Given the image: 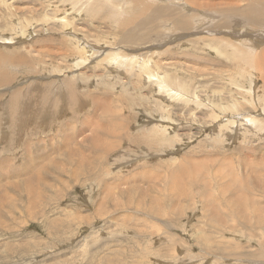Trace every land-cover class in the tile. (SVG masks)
Returning a JSON list of instances; mask_svg holds the SVG:
<instances>
[{
    "label": "rangeland",
    "instance_id": "rangeland-1",
    "mask_svg": "<svg viewBox=\"0 0 264 264\" xmlns=\"http://www.w3.org/2000/svg\"><path fill=\"white\" fill-rule=\"evenodd\" d=\"M0 264H264V0H0Z\"/></svg>",
    "mask_w": 264,
    "mask_h": 264
},
{
    "label": "bare ground",
    "instance_id": "bare-ground-1",
    "mask_svg": "<svg viewBox=\"0 0 264 264\" xmlns=\"http://www.w3.org/2000/svg\"><path fill=\"white\" fill-rule=\"evenodd\" d=\"M141 4H143V0H138ZM121 3V2H120ZM194 3H196V2H194ZM118 5V3L115 5V6H117ZM122 14V13H121ZM125 17V16H124ZM123 18V17H122ZM127 23V22H126ZM121 26L123 25V24H120ZM127 25H130V23H127ZM120 26V27H121ZM125 27V26H124ZM126 28V27H125ZM155 49V48H154ZM252 50V49H251ZM151 51V50H150ZM154 51V50H153ZM254 52V51H253ZM153 57H155V56H153ZM152 59L153 58H147V59H144L143 60V63L141 64V65H143L142 66V70H143V72H145L144 74L146 75V76H148V77H151V76H153L152 74H151V72H152V70L149 68V64L151 63V61H152ZM155 59V58H154ZM114 63V62H113ZM112 63V64H113ZM117 64H121L122 65V62L121 61H118V62H116ZM116 65V64H115ZM141 70V69H140ZM163 80H165V79H163ZM164 82V87H161V90H163L164 88H167V87H169V83H168V81H163ZM175 82V81H174ZM177 84V83H176ZM178 84H179V82H178ZM177 84V85H178ZM176 85V86H177ZM166 91V93H167V90H165ZM164 91V92H165ZM178 92H179V90H178ZM180 93H181V95L180 96H187V97H189L188 96V94H186V92H184L183 90H180ZM170 95V94H169ZM168 95V96H169ZM157 104V103H156ZM236 107V106H235ZM232 111H233V109H231ZM59 111V110H58ZM225 111V110H224ZM229 111V110H228ZM225 112H227V110L225 111ZM235 112V111H234ZM233 112V113H234ZM237 112V111H236ZM223 113V112H222ZM238 113V112H237ZM221 114V113H220ZM218 115V114H217ZM220 116V115H219ZM219 116H217V117H219ZM230 121V120H229ZM233 121V120H232ZM233 123H235V121L234 122H232V123H229V124H233ZM236 124V123H235ZM155 126H163V125H155ZM233 126V125H232ZM143 127V126H142ZM157 129H159V127H156ZM165 128V127H164ZM166 129V128H165ZM165 129H163V128H161L160 130H161V132H164L165 134H168V132H167V130H165ZM163 136V135H162ZM62 137V136H61ZM233 138V137H232ZM61 139H63V138H61ZM71 139V138H70ZM69 139V141H71ZM68 142V141H67ZM55 144V143H54ZM80 150V149H79ZM65 151V150H64ZM84 152V151H83ZM75 153V152H74ZM79 153V152H78ZM82 154V153H81ZM80 154V155H81ZM90 158V157H89ZM94 158V157H93ZM83 160V159H82ZM31 163V162H30ZM83 164V163H82ZM29 169V168H28ZM76 169V168H75ZM107 169V168H106ZM173 189V188H172ZM113 190V189H112ZM172 241V240H171Z\"/></svg>",
    "mask_w": 264,
    "mask_h": 264
}]
</instances>
